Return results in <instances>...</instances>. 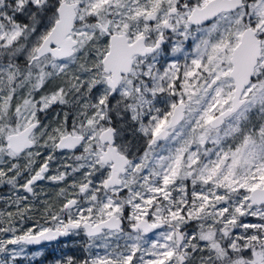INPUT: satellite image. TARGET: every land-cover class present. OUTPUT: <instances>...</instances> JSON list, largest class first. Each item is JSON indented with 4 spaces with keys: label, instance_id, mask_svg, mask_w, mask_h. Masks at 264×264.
<instances>
[{
    "label": "snow or ice",
    "instance_id": "obj_1",
    "mask_svg": "<svg viewBox=\"0 0 264 264\" xmlns=\"http://www.w3.org/2000/svg\"><path fill=\"white\" fill-rule=\"evenodd\" d=\"M67 237L264 264V0H0V264Z\"/></svg>",
    "mask_w": 264,
    "mask_h": 264
},
{
    "label": "rangeland",
    "instance_id": "obj_2",
    "mask_svg": "<svg viewBox=\"0 0 264 264\" xmlns=\"http://www.w3.org/2000/svg\"><path fill=\"white\" fill-rule=\"evenodd\" d=\"M48 189H49V196H54V192H55V189L52 185H47L46 186ZM36 220H39L40 223H44L43 219H41L39 216H36L35 218ZM35 221H29L28 224L26 226L28 227H31L33 225ZM75 239L74 237H69L68 239L64 240L60 245H56V246H44V247H36V248H31L32 251H35V250H39L40 248H44L45 249V255L44 257L48 254V253H54V256H57V252L60 251V250H65L67 247H63V245L65 243H68L69 246H71V241ZM44 257H41L39 258L38 260L36 261H33L31 262V264H34L35 262H38L37 264H41V262L43 261V264H48V261H51V260H48V259H43ZM21 264H29V261L27 260H24L21 262Z\"/></svg>",
    "mask_w": 264,
    "mask_h": 264
},
{
    "label": "trees",
    "instance_id": "obj_3",
    "mask_svg": "<svg viewBox=\"0 0 264 264\" xmlns=\"http://www.w3.org/2000/svg\"><path fill=\"white\" fill-rule=\"evenodd\" d=\"M63 253H67L69 255H72V254L78 255L79 254V253L75 252V249L72 246H68L65 250L58 251L57 256H54V253H48L43 259H48V260L55 259ZM37 263L38 262H35L34 264H37Z\"/></svg>",
    "mask_w": 264,
    "mask_h": 264
},
{
    "label": "flooded vegetation",
    "instance_id": "obj_4",
    "mask_svg": "<svg viewBox=\"0 0 264 264\" xmlns=\"http://www.w3.org/2000/svg\"><path fill=\"white\" fill-rule=\"evenodd\" d=\"M69 237H67V238H63V239H61V241L59 242V243H57V242H53L52 244H45V245H41V246H37L38 248L39 247H44V246H56V245H60L64 240H66V239H68ZM32 248V247H31ZM33 248H36V247H33Z\"/></svg>",
    "mask_w": 264,
    "mask_h": 264
},
{
    "label": "water",
    "instance_id": "obj_5",
    "mask_svg": "<svg viewBox=\"0 0 264 264\" xmlns=\"http://www.w3.org/2000/svg\"><path fill=\"white\" fill-rule=\"evenodd\" d=\"M61 239H63V238H61ZM31 247L33 248V247H37V246H31Z\"/></svg>",
    "mask_w": 264,
    "mask_h": 264
}]
</instances>
